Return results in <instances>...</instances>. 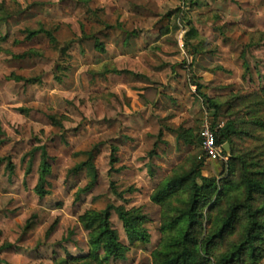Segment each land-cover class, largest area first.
Segmentation results:
<instances>
[{
  "label": "rangeland",
  "instance_id": "374dc122",
  "mask_svg": "<svg viewBox=\"0 0 264 264\" xmlns=\"http://www.w3.org/2000/svg\"><path fill=\"white\" fill-rule=\"evenodd\" d=\"M79 2L88 10L78 13ZM165 15L167 28L158 30ZM190 27L200 41L195 55L184 43ZM39 28L55 40L43 32L26 37ZM252 31L264 37V0H0V37L6 35L0 157L14 164L10 175L6 161L0 164V246L11 244L0 247V264H52L86 253L87 231L77 217L88 208L140 206L157 220L159 207L149 195L192 149L177 134L192 129L200 137L206 118H198L205 104L194 83L204 85L209 97L264 85V46H246ZM30 50L35 52L16 56ZM48 114L63 117L62 126L52 125ZM39 145L52 157L50 192L42 199L33 190L38 152L25 174L27 153ZM112 147L117 161L111 165ZM93 148L97 180L89 192H79L89 177L84 169H70ZM42 210L48 217L35 233L5 239L8 223L23 225ZM111 221L126 242L113 210ZM149 233L146 251L130 250L109 264L137 257L151 264L159 233Z\"/></svg>",
  "mask_w": 264,
  "mask_h": 264
},
{
  "label": "trees",
  "instance_id": "16d2710c",
  "mask_svg": "<svg viewBox=\"0 0 264 264\" xmlns=\"http://www.w3.org/2000/svg\"><path fill=\"white\" fill-rule=\"evenodd\" d=\"M78 13L87 11L84 3H77ZM168 15L159 20L155 27L167 28ZM44 33L50 42L54 36L50 30L39 28L28 30L26 37ZM197 32L190 27L184 43L190 54L199 52ZM0 37V53L5 51ZM247 47L264 46L263 33H248ZM95 47L103 50L95 41ZM33 50L16 55L29 56ZM244 64H246L244 62ZM181 64L177 65L180 69ZM221 69L222 67H218ZM34 83L38 79H25ZM202 97L205 108L198 111L199 120L206 117L218 144L228 143L229 151L223 150L225 160H203L201 137L186 130L177 134V140L192 146V149L175 164L160 180L149 198L159 207V218L151 219L140 206L127 207L107 205L103 209L88 208L78 215L77 220L87 231L86 253L68 255L54 259L52 264H109L123 260L130 250L146 251L150 242L149 230L159 233V240L150 252L151 264H260L264 259V85L259 89H241L223 96L209 97L205 86L194 83ZM54 126L61 127V118L48 114ZM202 119V120H203ZM4 131L0 125V136ZM116 147H112L110 164L117 161ZM39 154L37 181L33 188L39 199L49 194L48 176L52 157L44 145L29 151L25 174L32 170L35 153ZM85 159L71 168L70 172L86 170L88 183L79 190L87 193L95 185L97 169L94 165V148L81 152ZM25 158V157H24ZM23 158V160H25ZM8 174L14 171L9 157H0L5 162ZM206 172L204 175L203 172ZM115 193L123 198L122 192ZM111 210L121 222L126 242L111 221ZM48 211L32 213L20 225L8 223L3 231L5 239L19 241L25 235L35 233L47 220ZM53 228V227H51ZM50 232V231H49ZM48 232V233H49ZM1 249L11 244L3 243ZM131 264H142L137 257Z\"/></svg>",
  "mask_w": 264,
  "mask_h": 264
},
{
  "label": "built area",
  "instance_id": "2783aa9c",
  "mask_svg": "<svg viewBox=\"0 0 264 264\" xmlns=\"http://www.w3.org/2000/svg\"><path fill=\"white\" fill-rule=\"evenodd\" d=\"M200 137L203 157L206 160L226 159V156L223 154L224 146L216 142L214 131L207 118H205L202 124Z\"/></svg>",
  "mask_w": 264,
  "mask_h": 264
},
{
  "label": "water",
  "instance_id": "95a60500",
  "mask_svg": "<svg viewBox=\"0 0 264 264\" xmlns=\"http://www.w3.org/2000/svg\"><path fill=\"white\" fill-rule=\"evenodd\" d=\"M224 149H225V151H229V145H228V143H226V144L224 145Z\"/></svg>",
  "mask_w": 264,
  "mask_h": 264
}]
</instances>
